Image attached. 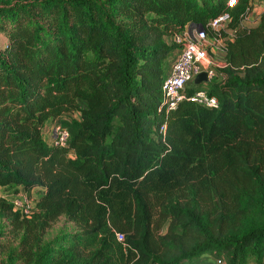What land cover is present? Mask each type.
<instances>
[{
  "label": "trees",
  "instance_id": "trees-1",
  "mask_svg": "<svg viewBox=\"0 0 264 264\" xmlns=\"http://www.w3.org/2000/svg\"><path fill=\"white\" fill-rule=\"evenodd\" d=\"M230 1L0 9L10 41L0 51V186L40 191L30 218L0 197L22 230L6 264H50L64 252L84 257L79 264H186L209 253L220 264H264V12L247 27L253 0ZM223 12L234 31L221 35L228 65L186 88L208 89L219 107L185 99L167 110L176 35ZM74 111L69 144H49L47 121ZM62 215L78 231L41 246Z\"/></svg>",
  "mask_w": 264,
  "mask_h": 264
},
{
  "label": "built area",
  "instance_id": "built-area-1",
  "mask_svg": "<svg viewBox=\"0 0 264 264\" xmlns=\"http://www.w3.org/2000/svg\"><path fill=\"white\" fill-rule=\"evenodd\" d=\"M234 2L235 0H231L229 4L233 5ZM230 21V14L223 12L211 18L206 27L191 25L183 33L176 35L175 40L182 45L177 54L170 60L169 71L162 84V98L167 110L176 109L179 103L185 99H191L210 107H219L218 98L210 95L208 89H199L189 96L186 88L191 82L195 84L194 80L197 75L204 71L208 75L207 82H212L217 76V68L228 65L226 59L222 60V62H217L210 55L209 45L210 41H212L216 45V48L218 50L221 49L226 55L224 38L221 35L223 31H226L229 33V37H232L233 33L229 27ZM159 132L162 134L166 133L165 124L161 125ZM70 137L71 133L69 129L56 123L54 132L52 135H49V140H45L51 145L67 146ZM3 197L11 202L14 210L19 211L24 217L30 218L37 210L39 195L38 197H34L33 193L29 194L21 186L10 189ZM117 238L123 241L124 235L118 232ZM193 264L211 263L208 260H202Z\"/></svg>",
  "mask_w": 264,
  "mask_h": 264
},
{
  "label": "rangeland",
  "instance_id": "rangeland-1",
  "mask_svg": "<svg viewBox=\"0 0 264 264\" xmlns=\"http://www.w3.org/2000/svg\"><path fill=\"white\" fill-rule=\"evenodd\" d=\"M19 1H26V0H0V9H4L6 7L13 6L15 4H18ZM253 23H250L248 25H252ZM245 26V25H244ZM232 33H234L232 29ZM9 38L8 35L0 29V51H2L8 44H9ZM210 49V55L217 61L222 62L224 60V52L221 49H217L216 45L213 44L212 41H210L209 45ZM80 113L78 111L65 113L59 117L58 122L55 121V119L51 120V122L46 126V129L44 130V136L48 139L49 135H52L54 132V126L56 123L61 124L64 127L70 126V121L73 118H79ZM68 128V127H67ZM71 156H75L74 153H69ZM10 188H2L0 189V197H3L8 193ZM40 191L35 190L33 193L34 197H38ZM166 226V225H165ZM78 231L77 226L68 220V218L65 215L60 216L46 231L45 235L41 239L40 245L43 246L45 243H50L53 240L57 239L60 236H64L67 234H73ZM166 231V227H163L162 232L164 233ZM22 235V230L15 229L14 225L11 223V219L6 215V213L2 210H0V264H6L11 261V256L14 254V251L19 247L20 238ZM60 243V242H59ZM58 243V244H59ZM73 244L72 240H69L66 242V246L69 248ZM56 248V245H54ZM18 252V250H17ZM16 252V253H17ZM58 258H56L52 263L50 264H79V261L83 259L84 257H78L75 254H69L67 252H64L61 255L56 254ZM208 256L212 257L214 260L217 258L209 253ZM13 263L14 264H25L24 258H15L13 257ZM209 258V257H207ZM188 261L187 264H193L197 261Z\"/></svg>",
  "mask_w": 264,
  "mask_h": 264
},
{
  "label": "crops",
  "instance_id": "crops-1",
  "mask_svg": "<svg viewBox=\"0 0 264 264\" xmlns=\"http://www.w3.org/2000/svg\"><path fill=\"white\" fill-rule=\"evenodd\" d=\"M264 12V0H253V7H252V10L251 12L249 13V15L243 20V25L247 26V27H251V26H255L259 20H260V17H261V14ZM250 23H253L252 25H248ZM218 49V48H217ZM224 59L225 58V55H224ZM170 63V61H169ZM193 83H189V86H191ZM55 119V121L58 122L59 120V117H56V118H50L47 123H46V126H48V124L51 122V120ZM46 140H49V136H48V139L45 138ZM2 188H5V187H2L0 186V189ZM35 190H38L37 188L33 189L32 190V193H34ZM209 257V258H207ZM202 259H206L208 260L211 264H220V261L219 260H214L212 257L208 256L207 254H205Z\"/></svg>",
  "mask_w": 264,
  "mask_h": 264
},
{
  "label": "water",
  "instance_id": "water-1",
  "mask_svg": "<svg viewBox=\"0 0 264 264\" xmlns=\"http://www.w3.org/2000/svg\"><path fill=\"white\" fill-rule=\"evenodd\" d=\"M207 81H208V75H207V72L205 71L198 74L194 80L195 84H198V85L204 82H207Z\"/></svg>",
  "mask_w": 264,
  "mask_h": 264
}]
</instances>
